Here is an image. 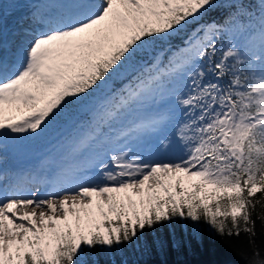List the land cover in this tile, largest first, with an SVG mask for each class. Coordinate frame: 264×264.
<instances>
[{"label":"snow or ice","instance_id":"obj_1","mask_svg":"<svg viewBox=\"0 0 264 264\" xmlns=\"http://www.w3.org/2000/svg\"><path fill=\"white\" fill-rule=\"evenodd\" d=\"M214 3L36 6L40 30L11 63L0 57V165L10 146L62 121L68 130L0 191V264H90L92 251L174 220L254 242L256 219L264 226V0L258 13L235 4L200 25Z\"/></svg>","mask_w":264,"mask_h":264},{"label":"trees","instance_id":"obj_2","mask_svg":"<svg viewBox=\"0 0 264 264\" xmlns=\"http://www.w3.org/2000/svg\"><path fill=\"white\" fill-rule=\"evenodd\" d=\"M235 4H243L258 13L259 0H215L199 24L223 22L236 11ZM193 30L195 26H190L174 36L171 44L179 45ZM67 129L62 121L52 132ZM253 219H256L255 214ZM255 227L256 236L254 242H250L244 233L238 237L221 236L207 223L174 220L155 229H145L131 244L125 243L112 251L99 248L92 251L90 264H253L254 260L264 259V226L256 219Z\"/></svg>","mask_w":264,"mask_h":264},{"label":"rangeland","instance_id":"obj_3","mask_svg":"<svg viewBox=\"0 0 264 264\" xmlns=\"http://www.w3.org/2000/svg\"><path fill=\"white\" fill-rule=\"evenodd\" d=\"M12 1V0H11ZM43 2L44 0H36L35 2ZM25 2H28V4L31 6L34 4V0H15L12 1L13 6L19 7ZM38 2V4H39ZM3 9L8 10L10 6V0H2L1 1ZM35 6H33L34 8ZM32 8V9H33ZM1 15V10H0ZM1 18V17H0ZM15 18V17H14ZM22 17L18 15L10 26L9 32L11 35L15 34L17 31V28L15 27V22L19 23V25L25 26V24H22ZM3 21L0 22V39H11V35H7V33L3 32ZM27 26H25L26 28ZM42 26L38 23L35 25L34 29L36 31H39ZM20 28H22L20 26ZM24 27L22 29H25ZM18 33V32H17ZM22 36V33L19 32ZM16 51L13 50L12 59L14 56V53ZM60 137L57 135H53L52 133H49L48 136L44 139L35 140L32 142H27L24 146H10L3 154L4 158L8 161V163L11 165V167L16 170V173H23L25 169L29 168H37L39 163L49 155V153L53 152L57 146V141ZM20 176V175H19ZM4 178V177H3ZM0 178V181L3 179ZM2 183V182H0ZM4 183V182H3ZM3 187L0 185V191H2Z\"/></svg>","mask_w":264,"mask_h":264},{"label":"bare ground","instance_id":"obj_4","mask_svg":"<svg viewBox=\"0 0 264 264\" xmlns=\"http://www.w3.org/2000/svg\"><path fill=\"white\" fill-rule=\"evenodd\" d=\"M2 0H0V10H1V14L3 11L2 8ZM15 1V0H12ZM11 1V8H12V12L11 13H6V26H5V31L4 33H7V35H10L9 29L10 26L13 24L14 22L13 20L18 17V15L20 17H22V24H25V26H27L25 28V26L19 25V23L15 22V27L17 28V31L15 34L11 35V44H10V49H13L14 51H17L18 48L24 46L27 41L29 39H31V35H29L30 31H36L34 29L35 25L37 24V22L34 21L33 19V12L35 11V8L37 5H43V2H35L36 0H34V4L31 3L30 5L28 4V2H25L24 4H22L21 6H19L18 8L13 6ZM33 6H35L33 8ZM33 8V9H32ZM15 17V18H14ZM20 26L25 29L20 28ZM18 32V33H17ZM22 33V36L20 35V33ZM3 51V49L0 48V52ZM36 168H32V169H25V171L23 173H16V170L14 169V167L12 168L11 165L8 163V161L4 158L3 164L0 165V178H3L0 182V185L3 187V190L11 187V185L13 183H15V179L16 178H22L24 175L35 171ZM20 175V176H18ZM4 182V183H3ZM2 190V191H3Z\"/></svg>","mask_w":264,"mask_h":264}]
</instances>
